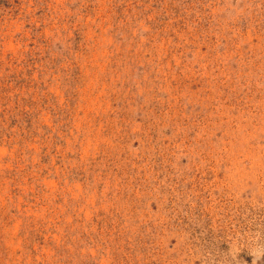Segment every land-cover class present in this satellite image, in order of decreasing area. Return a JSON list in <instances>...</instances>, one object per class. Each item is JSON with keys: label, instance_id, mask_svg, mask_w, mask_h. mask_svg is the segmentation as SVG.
Instances as JSON below:
<instances>
[{"label": "rangeland", "instance_id": "1", "mask_svg": "<svg viewBox=\"0 0 264 264\" xmlns=\"http://www.w3.org/2000/svg\"><path fill=\"white\" fill-rule=\"evenodd\" d=\"M0 264H264V0H0Z\"/></svg>", "mask_w": 264, "mask_h": 264}]
</instances>
